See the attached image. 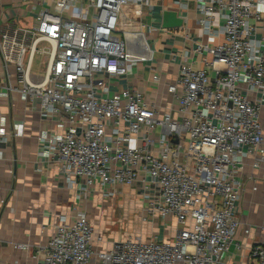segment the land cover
<instances>
[{"label": "built area", "instance_id": "2783aa9c", "mask_svg": "<svg viewBox=\"0 0 264 264\" xmlns=\"http://www.w3.org/2000/svg\"><path fill=\"white\" fill-rule=\"evenodd\" d=\"M24 1L44 7L34 24L0 29V101L21 97L56 123L40 132L41 155L79 199L99 189L106 201L132 187L145 222L173 216L178 223L170 238L131 236L105 248L108 239L78 207L61 214L47 244L34 249L36 264H219L242 225L247 159L264 169V0H195L205 32L219 27L224 40L212 48L215 76L182 64L168 84L176 113L159 112L139 91L111 92L151 53L142 38L130 47L124 9L152 0ZM38 54L44 59L35 68ZM6 125L0 104V146L22 134V125L14 134ZM260 229L251 264H264V218Z\"/></svg>", "mask_w": 264, "mask_h": 264}, {"label": "crops", "instance_id": "0c3cea01", "mask_svg": "<svg viewBox=\"0 0 264 264\" xmlns=\"http://www.w3.org/2000/svg\"><path fill=\"white\" fill-rule=\"evenodd\" d=\"M37 3L0 0V29L10 24H34L38 12L44 7L41 2ZM34 5L36 9L31 12L30 7ZM23 6H29L27 12L32 16L21 10ZM138 9L142 13H138ZM260 9L264 10V5ZM167 11L177 12L183 19V25L165 27L164 14ZM200 18L195 0H152L148 5L127 6L121 23L129 33L130 47L142 38L148 43L151 53L145 61L135 63L127 76L112 85L111 92L123 88L139 91L146 102L159 112H175L178 101L167 88L178 77L182 64L208 67L211 76L216 74L209 65L214 59L212 48L224 40V35L219 32V27H215L213 33L205 32ZM200 45L208 46V49L199 51ZM0 104L7 116V132L14 134L15 125L23 127L21 135H11L9 141L0 146L3 152L0 158V264H36L34 249L47 244L59 216L74 213L78 207L91 212L93 199L99 194L79 199L78 188L71 187L59 176L49 159L41 155L40 132L47 127L55 128L56 123L41 120L39 112L28 110L25 99L21 97L13 105L7 100H1ZM262 110L264 126V108ZM252 163L253 158L249 157L243 174L244 191L239 205L242 225L219 264H251V247L263 238L260 225L264 218V169H256ZM151 225V236L154 234L164 239L174 235L178 223L173 216L157 217L151 220ZM246 226L252 228L249 235L244 233ZM17 244H29L31 249L22 250L16 247ZM110 247L111 242L108 241L105 248Z\"/></svg>", "mask_w": 264, "mask_h": 264}, {"label": "rangeland", "instance_id": "374dc122", "mask_svg": "<svg viewBox=\"0 0 264 264\" xmlns=\"http://www.w3.org/2000/svg\"><path fill=\"white\" fill-rule=\"evenodd\" d=\"M28 9L29 6L21 7L25 13ZM26 15L32 16L28 12ZM43 59V56L36 55L34 58L35 68H39ZM118 191L119 193L114 199H106L101 202L100 195L93 199L94 209L92 210V206L90 207L91 212H88L97 234L104 235L109 242L131 236L150 237L152 234L151 221H144V210L137 190L125 186L118 188ZM96 193L100 194V190L98 189Z\"/></svg>", "mask_w": 264, "mask_h": 264}, {"label": "water", "instance_id": "95a60500", "mask_svg": "<svg viewBox=\"0 0 264 264\" xmlns=\"http://www.w3.org/2000/svg\"><path fill=\"white\" fill-rule=\"evenodd\" d=\"M183 25V19L177 15V12L167 11L164 14L165 27H180Z\"/></svg>", "mask_w": 264, "mask_h": 264}]
</instances>
